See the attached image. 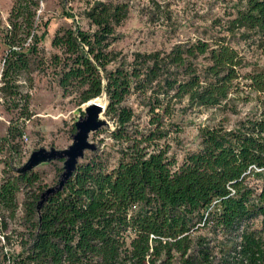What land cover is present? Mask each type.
Wrapping results in <instances>:
<instances>
[{"label": "trees", "instance_id": "obj_1", "mask_svg": "<svg viewBox=\"0 0 264 264\" xmlns=\"http://www.w3.org/2000/svg\"><path fill=\"white\" fill-rule=\"evenodd\" d=\"M41 2L12 0L0 26V95L16 115L3 142L12 147L25 136L37 72L77 107L105 96L117 160L110 166L105 152L86 154L40 213L47 188L38 173L12 174L5 164L11 176L0 186V207L11 218L20 184L36 191L23 202L20 250L3 264H264V240L249 228L264 222V0H239L209 39L131 59L112 50L128 4L95 0L82 14L87 29H58L47 54ZM239 103L244 116L232 126L200 127L198 148L178 164L171 153L182 131L178 117L217 108L239 115Z\"/></svg>", "mask_w": 264, "mask_h": 264}, {"label": "rangeland", "instance_id": "obj_2", "mask_svg": "<svg viewBox=\"0 0 264 264\" xmlns=\"http://www.w3.org/2000/svg\"><path fill=\"white\" fill-rule=\"evenodd\" d=\"M95 0H42L40 3L39 17L48 21V35L43 45L47 54H50V41L54 33L60 28H67L79 23L87 29V21L82 14L85 8ZM115 3H126L129 6L127 20L117 28L119 40L113 44L112 50L121 52L131 59L136 52H152L157 50L168 51L172 46L197 39H209L220 32L214 27L216 21H226L235 14L236 4L239 0H100ZM12 0H0V26L6 24ZM69 16H73V21ZM1 28V27H0ZM1 31V29H0ZM233 46L247 53V49L237 42ZM3 46L0 37V78L2 71ZM23 91H28L26 86ZM106 103V99L102 100ZM136 113L140 116L139 123L144 127L147 123L145 112L138 107L136 98L129 101ZM85 105L77 107L70 98H63L60 89L49 78L34 74V88L31 92L30 110L33 117L25 122L24 134L26 139L20 138L8 147L3 142L12 118L16 115L8 112L4 100L0 95V186L11 176L4 171L5 164H10L12 174L29 159L31 153L40 148L66 149L72 143V136L76 130L74 123L83 116ZM239 115H234L222 108L217 109H192L178 117L182 131L173 142L171 153L181 163L184 155L194 151L199 145L200 127H214L219 124L232 126L247 112L240 103ZM108 122L90 136L97 151L105 152L110 159V166L117 160L116 148L110 138L114 124L102 114ZM87 152L86 154H89ZM62 161L52 162L35 169L40 177L39 184L45 188L54 186L58 180V169ZM37 184V185H39ZM21 192L17 195L19 204L15 218L0 207V264L4 263V256L13 251L19 252V232L24 231L23 202L28 195L36 191L20 184ZM249 228L257 231L264 240V222L260 219L253 220ZM214 242L212 243V245Z\"/></svg>", "mask_w": 264, "mask_h": 264}, {"label": "water", "instance_id": "obj_3", "mask_svg": "<svg viewBox=\"0 0 264 264\" xmlns=\"http://www.w3.org/2000/svg\"><path fill=\"white\" fill-rule=\"evenodd\" d=\"M104 98L105 96L103 95L85 104L84 115L79 117L77 122L74 123L76 132L72 136V143L66 149L50 148L47 150L40 148L33 151L26 163L16 170L18 174H26L40 166L62 161L63 172L57 183L41 194L37 205L38 213H40L50 196L64 188L76 171L79 162L84 160L86 153L97 150L96 146L90 142V136L92 133H96L103 127L108 126V122L102 118V114L106 109V103L102 101Z\"/></svg>", "mask_w": 264, "mask_h": 264}, {"label": "built area", "instance_id": "obj_4", "mask_svg": "<svg viewBox=\"0 0 264 264\" xmlns=\"http://www.w3.org/2000/svg\"><path fill=\"white\" fill-rule=\"evenodd\" d=\"M23 138L26 139V136H24Z\"/></svg>", "mask_w": 264, "mask_h": 264}]
</instances>
